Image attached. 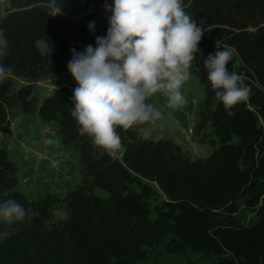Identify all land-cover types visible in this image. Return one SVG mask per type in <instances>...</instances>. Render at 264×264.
Here are the masks:
<instances>
[{"label": "trees", "instance_id": "trees-1", "mask_svg": "<svg viewBox=\"0 0 264 264\" xmlns=\"http://www.w3.org/2000/svg\"><path fill=\"white\" fill-rule=\"evenodd\" d=\"M104 2L63 0L64 15L52 18L47 0H0L9 44L4 63L14 72L0 83V131L10 129V117L38 114L55 124L66 149H77L81 175L64 196L29 200L19 189L18 164L0 143V201L31 209L17 233L0 241V264H144L146 247L168 236L171 253L190 248L215 264H264V0H183L185 11L204 21L203 55L216 44L234 49L228 67L235 65L251 88L250 100L229 116L214 99L202 60L193 67L205 92L196 132L202 140L216 135L219 146L196 157L171 138L143 137L132 127L118 129L127 147L118 160L95 158L89 138L79 134L70 115L76 85L56 88L40 105L36 88L50 75L69 73L71 49L83 52L106 36L111 13ZM96 188L109 196H98ZM239 198L258 215L253 227L237 216Z\"/></svg>", "mask_w": 264, "mask_h": 264}, {"label": "clouds", "instance_id": "clouds-1", "mask_svg": "<svg viewBox=\"0 0 264 264\" xmlns=\"http://www.w3.org/2000/svg\"><path fill=\"white\" fill-rule=\"evenodd\" d=\"M46 7L52 18L64 15L63 0H47ZM104 8L111 13L106 36H97L96 46L88 44L83 52L71 49L67 63L76 83L70 115L79 134L89 138L95 158H122L127 147L118 129L161 119V111L146 103L149 97L161 93L169 108L182 107L186 100L181 86L191 79L198 59L214 99L229 116L250 100L244 75L235 65L232 70L228 67L234 49L216 44V50L205 57L199 47L204 21L197 22L186 12L183 0H113L111 5L105 0ZM4 15L0 11V83L14 74L12 66L4 63L9 47ZM88 27L93 30L95 22ZM30 213L15 199L0 201V241L15 235V226L25 223Z\"/></svg>", "mask_w": 264, "mask_h": 264}, {"label": "rangeland", "instance_id": "rangeland-1", "mask_svg": "<svg viewBox=\"0 0 264 264\" xmlns=\"http://www.w3.org/2000/svg\"><path fill=\"white\" fill-rule=\"evenodd\" d=\"M37 45L43 53L46 52L47 44L43 39L38 40ZM75 85L76 83L69 73L65 75H50L37 82L36 88L39 92V105L56 88L62 86L72 87ZM181 93L185 97L186 103L176 109L167 106V97L161 93H156L149 97L146 103L153 105L161 111V119L155 123L136 124L133 127L143 137L156 139L162 137L171 138L181 144L193 156L207 157L219 146V139L216 135L209 134L208 138L206 137L202 140L203 132L199 134L196 132L195 125L198 107L205 96L204 88L199 78L192 74L191 79L181 86ZM24 115V120L22 119L20 121L22 123L19 125L24 128V132L21 135H14V132H12L3 141L10 148L8 149V153L11 159L19 166V189L24 192L29 200L41 199L49 192L64 196L65 193L61 189L65 185H69L72 188L80 182L78 180L81 178V175H77L76 172V168L79 169L80 167L78 151L76 148H70L71 152L67 155L68 149L61 144V139L57 133L42 136L43 128L48 125L55 127L54 123L45 126L46 123L40 119L38 114L26 113ZM23 116L21 115V117ZM27 120H34L38 129L35 131L32 125L27 127ZM208 131L210 132V129ZM21 136L24 137L23 140H21ZM234 140L236 141L237 138L234 137ZM48 141H51V143ZM47 144L49 145L48 149L45 147ZM60 144L62 151L58 152L55 147L60 146ZM63 152L65 153V157H68L65 160H60V158H65L61 156ZM38 156H43V158L39 159ZM48 163L53 166L54 171L47 170ZM71 164L74 165L72 172L70 171ZM35 189L36 193L33 192ZM95 191L100 197L106 198L109 196L107 190L96 188ZM237 203L239 207L237 212L239 220L246 226L253 227L258 222V215L245 206L244 198H239ZM60 213L64 214L65 211L61 210ZM152 218H155L154 212L152 213ZM169 240L170 236L163 239L161 244L153 248L146 247L148 252L144 264H188L189 260H193L194 264H215L214 259L203 258L201 253L194 252L190 248L183 253L169 252L166 248Z\"/></svg>", "mask_w": 264, "mask_h": 264}, {"label": "built area", "instance_id": "built-area-1", "mask_svg": "<svg viewBox=\"0 0 264 264\" xmlns=\"http://www.w3.org/2000/svg\"><path fill=\"white\" fill-rule=\"evenodd\" d=\"M22 121V117L21 116H15V117H10V129L6 132H2L0 131V141L3 145H5L7 147V149H10L8 145H6L5 143H3V141L5 139H7V137L12 134V132H14V135H21L24 132V128H22L20 122ZM19 126V128H17ZM15 130V131H13ZM57 133V129L55 127H52L51 125H48L47 127H44L42 130V136H46L47 134H56ZM24 137L21 136V140H23ZM23 143V141H21ZM68 155V153H66ZM61 156L65 157V153L63 152V154H61ZM68 156H66L64 159L60 158V160H65ZM39 159H42L43 156H38ZM71 177V175H70ZM69 177V178H70Z\"/></svg>", "mask_w": 264, "mask_h": 264}, {"label": "crops", "instance_id": "crops-1", "mask_svg": "<svg viewBox=\"0 0 264 264\" xmlns=\"http://www.w3.org/2000/svg\"><path fill=\"white\" fill-rule=\"evenodd\" d=\"M23 116V115H22ZM24 117H25V115L22 117V119L24 120ZM30 125H32L33 126V129L36 131L38 128L36 127V125H35V122H34V120H27V127L28 126H30ZM47 124H45V126H46ZM44 127V126H43ZM48 144L45 146L46 147V149H48ZM56 148V150L58 151V152H60V151H62V148H61V144H60V146H56L55 147ZM68 152V154L71 152V149H68L67 150ZM71 163V162H70ZM73 169H74V165H72L71 164V167H70V171L72 172L73 171ZM47 170H49V171H54V168H53V166L52 165H50L49 163H48V167H47ZM76 172H77V175L78 174H80L79 173V169L78 168H76ZM81 180V178L78 180V181H80ZM71 188V186H69V185H65V187H63L61 190L63 191V193H65L66 194V192L69 190ZM53 189V188H52ZM60 190V189H59ZM58 190V191H59ZM34 193H36V189L33 191Z\"/></svg>", "mask_w": 264, "mask_h": 264}]
</instances>
